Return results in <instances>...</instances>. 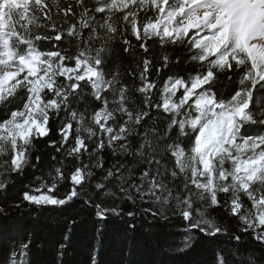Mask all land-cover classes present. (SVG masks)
Here are the masks:
<instances>
[{
	"label": "snow or ice",
	"instance_id": "snow-or-ice-1",
	"mask_svg": "<svg viewBox=\"0 0 264 264\" xmlns=\"http://www.w3.org/2000/svg\"><path fill=\"white\" fill-rule=\"evenodd\" d=\"M76 204L264 264V0H0V218ZM43 248L0 227V264Z\"/></svg>",
	"mask_w": 264,
	"mask_h": 264
},
{
	"label": "trees",
	"instance_id": "trees-1",
	"mask_svg": "<svg viewBox=\"0 0 264 264\" xmlns=\"http://www.w3.org/2000/svg\"><path fill=\"white\" fill-rule=\"evenodd\" d=\"M21 183H27V178H22L16 186ZM71 219L77 223L69 228ZM0 227L11 234L33 233L36 242L44 245L43 250H34L35 258L44 264L52 258L51 245L57 241L67 244L65 264H91L92 256L97 264H200L207 258L203 244L184 256L167 254L164 238L177 232L171 227H153L146 222L141 225L137 221L136 228L131 229L126 223L112 219L97 231L101 223L81 204L64 209H21L13 213L11 220L0 218ZM65 235L69 237L67 241L63 239ZM175 239L180 237L176 235Z\"/></svg>",
	"mask_w": 264,
	"mask_h": 264
}]
</instances>
